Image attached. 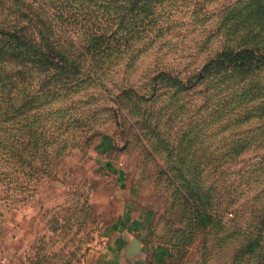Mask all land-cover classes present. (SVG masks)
Returning <instances> with one entry per match:
<instances>
[{
    "label": "rangeland",
    "instance_id": "1",
    "mask_svg": "<svg viewBox=\"0 0 264 264\" xmlns=\"http://www.w3.org/2000/svg\"><path fill=\"white\" fill-rule=\"evenodd\" d=\"M230 1L158 5L162 32L135 41L128 64V52L109 64L105 86L73 93L83 102L48 119L37 156L15 123L0 130V264H264V191L243 172L264 147L230 160L234 137L219 131L203 83L151 97L160 70L186 79L230 44L218 31ZM176 184L220 202L224 225L193 218ZM247 226L260 228L259 247Z\"/></svg>",
    "mask_w": 264,
    "mask_h": 264
},
{
    "label": "trees",
    "instance_id": "2",
    "mask_svg": "<svg viewBox=\"0 0 264 264\" xmlns=\"http://www.w3.org/2000/svg\"><path fill=\"white\" fill-rule=\"evenodd\" d=\"M167 1L0 0L1 132L15 123L20 131L17 140H27L22 146L30 144L32 156H37L48 119L83 102L72 98L73 93L86 89L88 83L103 84L109 64L121 63L135 41L149 36L152 28L158 32L154 35L162 32V26L155 27L160 14L158 5ZM221 12L224 16L218 31L223 30L230 44L186 79L160 70L150 79V95L158 99L203 83L204 99L214 105L219 131L227 129L234 137L230 141L234 151L230 160L245 162L239 158L241 151L264 147V0H232ZM140 50L141 47L135 49ZM128 53L125 64L134 58V52ZM112 99L121 107L120 95ZM138 99L149 98L139 95ZM142 119L148 121L147 114ZM53 132L51 129V137ZM254 158L258 159L249 162L243 172L253 177L262 192L264 152ZM176 186L192 209L193 218L224 225L217 214L223 208L220 202H215V208L208 207V200L196 202L199 198L192 186ZM259 217L262 224L264 209ZM246 230L249 247H259L260 228L247 226Z\"/></svg>",
    "mask_w": 264,
    "mask_h": 264
},
{
    "label": "crops",
    "instance_id": "3",
    "mask_svg": "<svg viewBox=\"0 0 264 264\" xmlns=\"http://www.w3.org/2000/svg\"><path fill=\"white\" fill-rule=\"evenodd\" d=\"M98 264H106V263L100 262V263H98Z\"/></svg>",
    "mask_w": 264,
    "mask_h": 264
}]
</instances>
